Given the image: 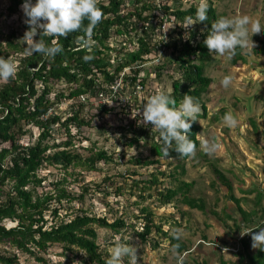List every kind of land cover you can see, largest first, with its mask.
I'll return each instance as SVG.
<instances>
[{"label":"trees","instance_id":"16d2710c","mask_svg":"<svg viewBox=\"0 0 264 264\" xmlns=\"http://www.w3.org/2000/svg\"><path fill=\"white\" fill-rule=\"evenodd\" d=\"M10 1L11 13L20 9L24 2ZM175 1L176 7L153 0H134L132 3L136 6L130 9L128 8L130 0H99L97 6L102 10L103 18L90 34L79 31L69 33L67 37H42L46 44L50 45L56 40L62 46V51L54 57H45L40 53L27 54L26 41L20 39L23 34L19 33V30L9 31L4 50L0 43V56L12 60L17 66L15 78L7 82L0 81V244L8 247L0 251V264H23L20 263L16 252L9 251L13 247L31 254L43 264H52L41 253L47 252L55 243L62 246L63 254H73L71 260L77 259L82 264H106L108 257L99 251L98 233L94 224L115 232L128 226L127 220L122 216L110 222L105 216L91 215L84 209L58 220L60 210L53 205L54 200L60 203L63 199H68L67 201L71 202L75 196L64 189H60L58 194L51 191L37 194L35 190L44 180L38 174L44 165H61L65 169L72 165H88L96 169L99 161L112 159L105 149L93 151L83 157L78 151L82 145L78 146L74 142L75 136L83 127L90 125L91 118L82 115L84 108L92 103L90 98L105 93L113 101L119 100V95L130 97L135 93L137 96V85L140 84L145 89L148 87V80L153 76L161 82L164 73L171 68L174 72V75H170V78H173L172 90H153L151 95L163 90L176 100V107H179L184 95L192 96L200 104L202 114H206L207 106L203 97L213 79L205 74V62L209 59L210 53L204 45V40L211 30V24L223 17L224 13H219L209 1L208 19L199 22L196 20V11L200 2L192 0L188 7L183 8L180 0ZM159 9L174 17L177 29L172 48L175 55L173 58L164 57L161 62L145 68L147 56L156 54L165 44L163 36L156 38L155 19L159 17L156 14ZM146 11L150 12L145 15ZM188 19L196 23L186 29L184 26ZM84 24L87 25L88 21L85 20ZM23 26L28 28L26 24ZM113 35H119V42H123L120 47L108 43ZM170 38L174 39L172 34ZM35 39H39V35ZM127 44L134 45V48L127 49ZM256 52L264 53V45L257 48ZM86 56L91 58L85 60ZM239 60L241 63H247V55L238 47L231 62L239 65ZM126 68H129V73L124 72ZM120 79L122 82L118 92H114L113 87ZM60 81L68 84V93L55 88L56 83ZM51 93L55 94V98H51ZM148 98L149 96L144 97L140 102L136 100L134 105L131 103L124 105V117L126 116L128 121L124 125L120 124L117 130L126 139L125 144L130 146L144 140L145 144L150 145L153 156L188 159L189 157H182L174 150V144L173 149H169V154L165 155L163 140L159 133L152 130L151 124L139 125L141 116L132 115L131 106L142 110V105ZM64 99L73 101L72 109L66 117H62L55 109V105ZM96 108L98 114L113 109L109 108L107 100L97 103ZM222 112L223 115L227 113L224 109ZM123 120L121 117L120 121ZM30 126L37 127L39 134L35 141L31 139L24 141L32 132ZM200 128L198 121L192 122L189 132V138L195 143L196 150L200 145L198 137ZM73 129L76 133H73ZM54 133L60 137H63L61 134L64 133L65 139L56 142L58 136L54 137ZM52 139L54 143H51ZM96 144L95 141L94 146ZM134 162L152 164L157 162V159L135 158ZM181 167L182 172H185L184 165ZM216 172L231 189L226 176L218 169ZM157 181L154 175L150 183L157 184ZM59 184L57 182L58 188ZM190 184L182 181L177 188L166 189L165 193H160L163 195V202L169 203L177 194L187 193ZM230 197L236 203L243 222L250 224L256 222L259 217L260 222L250 227L252 230L264 228V214L258 215L255 209L248 211L242 205L241 198L234 194ZM261 198L262 195L259 194L257 204H260ZM184 201L191 208L205 209L203 199L185 195ZM143 212L146 215L142 229L137 235L143 241H147L149 235L157 229L167 236V232L153 221L152 213L147 208H144ZM48 216L52 219L50 224ZM228 216L232 217L230 214ZM10 223L15 224L9 225ZM236 226V229L240 230V224L237 223ZM241 240L244 250L239 252V263L242 264L247 259L249 264H264V252L249 251L250 237H243ZM171 244L177 252L187 250L186 243L175 236L171 237ZM78 251L83 256L79 257L78 254L75 256V252Z\"/></svg>","mask_w":264,"mask_h":264},{"label":"rangeland","instance_id":"374dc122","mask_svg":"<svg viewBox=\"0 0 264 264\" xmlns=\"http://www.w3.org/2000/svg\"><path fill=\"white\" fill-rule=\"evenodd\" d=\"M133 1L130 0L128 8L134 7ZM153 1L168 3L172 7L177 5L175 0ZM195 1L200 2V0ZM209 1L219 13H224L223 17L248 15L253 20H259L261 27L264 28V0H207V4ZM180 2L183 8H186L193 1L180 0ZM32 3L34 4L35 0H32ZM10 5V0H0V43L3 50L11 29L19 30L23 36L28 30L23 26L25 17L21 7L15 13H11ZM149 12L146 11L145 15ZM156 14L159 16L155 19L156 38L163 36L165 44L156 54L147 56L145 68L161 62L164 57L173 58L175 55L172 48L177 29L173 21L174 17L163 13L160 9ZM171 34L173 40L170 38ZM249 36L251 37V33ZM251 39L254 48L242 50L247 55V63L239 61V65H234L231 62L233 55L221 56L215 53L210 54L209 59L206 60L205 74L213 80L203 97L207 112L204 115L201 110L197 116L201 127L198 133L200 145L195 155L188 159L153 156L150 145L145 144L144 140L129 146L125 144L126 139L117 130L120 124L124 125L128 121V118L124 117L125 104L134 105L136 100L140 102L142 98L150 97L153 90H172L173 78H170V75H174V72L171 68L164 73L161 82L153 76L148 80V87L145 89L139 90L136 87L137 96L135 93L130 97L118 94L119 100L113 101L105 93L90 98L91 105L82 111L84 117L91 118L90 125L83 127L75 136L74 142L78 146L82 145L78 151L83 157L93 151L105 149L112 159L99 161L96 169L88 165H72L68 169L61 165H44L38 171L44 180L36 186L37 194H44L47 191L58 194L60 189H64L75 196L71 202L67 201L68 199H63L60 203L54 200L53 205L60 210L58 220L70 217L80 209L91 215L105 216L110 222L118 216L124 217L128 226L119 232L94 224L98 233L99 251L108 258L109 249L119 238L120 243L137 249V264H181V262L182 264H240V253L244 250L241 239L243 237L251 239V234L242 236L241 233L251 231L250 226H256L260 221L257 217L256 222L250 224L243 222L237 205L230 195L234 194L241 198L242 205L248 211L255 209L258 215L264 214V53L255 51V47H263L264 29L260 34L253 35ZM119 41V35H113L108 43L120 47L123 42ZM127 45L129 50L134 48L132 44ZM114 55L115 53L112 56ZM176 71L178 74V70ZM124 72L129 73V68ZM226 75L231 76L233 82L229 87L224 88L221 80ZM121 82L120 79V84ZM55 88L65 93L69 92L65 81L56 83ZM50 96L52 99L55 98L54 93ZM105 100L108 101L109 108L113 109L98 114L96 104ZM71 102L73 101L64 99L63 102L55 105L56 111L62 117H66L72 109ZM222 109L236 117L239 122L236 128H228L224 124ZM131 111L132 115L137 114L138 117L140 116L138 112L142 113V110L135 106H131ZM121 117L124 118L123 121H120ZM30 127L32 132L24 141L28 139L35 141L39 134L37 127ZM73 133H76L75 129ZM53 135L58 136L57 133ZM61 136L63 137L58 136L56 142L65 139L64 133ZM203 139L218 143L219 150L213 155L205 153L201 146ZM95 141L97 144L94 146ZM51 143H54V139ZM135 158L157 159V162L136 163ZM181 165H184L185 172H182ZM217 169L226 176L231 189L219 177ZM154 175L158 179L157 184L150 183ZM182 181L191 183L187 193H179L171 202L164 203L163 195L160 193H165L168 188H177ZM57 182L60 183L59 188ZM259 194L262 198L260 204H257ZM185 195L203 199L205 209L191 208L184 201ZM144 208L152 213L153 221L167 232V236L157 229H154L147 241H143L137 235L142 229L146 215L143 212ZM229 214L232 217H229ZM48 218L50 224L51 216ZM237 223L241 226L240 230L236 229ZM260 228L253 231H259ZM177 232L187 246V250L181 253L171 244V237L176 236ZM5 249L8 247L0 244V251ZM9 251L18 254L20 263L43 264L31 254L21 252L15 247ZM62 251V246L55 243L47 252L41 254L52 264H82L77 259L71 260L73 254L65 255ZM249 251H256L251 247V240ZM77 254L79 257L83 256L80 251L75 252V256ZM178 256L180 259L177 258ZM128 260L129 258L125 257L124 264H128ZM242 264L249 263L245 259Z\"/></svg>","mask_w":264,"mask_h":264},{"label":"clouds","instance_id":"9594fccd","mask_svg":"<svg viewBox=\"0 0 264 264\" xmlns=\"http://www.w3.org/2000/svg\"><path fill=\"white\" fill-rule=\"evenodd\" d=\"M98 2L99 0H35L33 4L32 0H24L21 10L28 30L22 40L26 41L27 54L40 53L45 57H54L62 51V46L56 40L49 45L44 42L43 36L67 37L69 33L79 31L90 34L103 18V12L97 6ZM207 9V0H200L196 20L206 21ZM85 20L88 21L87 25L84 24ZM195 23L188 19L184 28L187 29ZM262 29L264 28L261 27L260 21L253 20L248 15L220 17L211 24L204 45L210 54L231 56L238 47L242 50L253 49L255 45L251 37L260 34ZM38 35L39 39H35ZM257 48L255 47V51ZM90 58L86 56L85 60ZM16 74L15 62L0 56V81L7 82L15 78ZM232 82L233 78L226 75L221 80V85L227 88ZM200 112L201 106L192 96L184 95L179 107H176V100L161 90L151 95L142 105V113L140 111L138 113L141 116L140 123L145 126L151 124L152 130L159 133L163 140L165 155L169 154V149H173L174 144V150L180 156L191 157L195 155L196 145L189 138V132L192 122L197 121ZM223 121L228 128H236L239 123L231 113H226ZM201 146L209 155L215 154L220 148L218 143L208 139H203ZM246 234H251L252 249L264 252V228L241 233L242 236ZM175 238H180L178 232ZM109 253L106 264H124L125 257L129 258L128 264L138 262L137 249L120 243L119 238L109 249ZM177 258L180 259L179 256Z\"/></svg>","mask_w":264,"mask_h":264},{"label":"built area","instance_id":"2783aa9c","mask_svg":"<svg viewBox=\"0 0 264 264\" xmlns=\"http://www.w3.org/2000/svg\"><path fill=\"white\" fill-rule=\"evenodd\" d=\"M120 81L119 82H117L115 85H114V92H118L117 90L119 89V87H120ZM137 88L139 89V90H141V89H144V87L142 86V85H137ZM138 89H137V91H138Z\"/></svg>","mask_w":264,"mask_h":264}]
</instances>
